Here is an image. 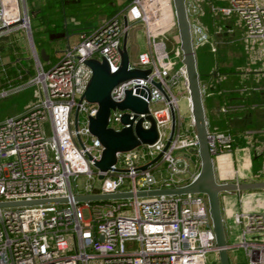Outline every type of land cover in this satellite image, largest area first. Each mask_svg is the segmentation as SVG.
<instances>
[{"label":"built area","instance_id":"obj_1","mask_svg":"<svg viewBox=\"0 0 264 264\" xmlns=\"http://www.w3.org/2000/svg\"><path fill=\"white\" fill-rule=\"evenodd\" d=\"M198 1L184 0L193 47L210 37L199 20L202 10ZM155 5L151 0H132L112 18L80 28L78 41L46 67L31 38L25 0H0V40L23 30L33 59V73L26 81L36 84L39 94L22 111L0 120V202L27 201L0 204V264H219L204 192L136 193L182 186L199 167L181 51L177 43L176 59L170 57L162 32L167 21L165 17L162 20V14L152 12ZM209 11L239 15L244 36L252 44L254 39L260 40L264 69V5L258 0H228V5L209 2ZM137 17L144 22L146 49L138 51L134 61L129 59V66L149 71L146 77L114 84L109 96L120 101L130 89L142 97L157 134L152 142L116 151L113 163L99 170L93 159L100 157L102 145L87 128V117L95 114L97 104L81 98L91 74L84 59L104 58L109 71L116 70L123 32ZM214 32H220L219 27ZM150 80L158 81L161 89ZM137 88H143L145 94L136 92ZM7 91L0 88V96ZM178 95L185 97L186 121L178 111ZM171 111L174 126L168 139ZM123 113L133 122L141 117L144 128L150 124L145 112L113 107L106 118L107 126L118 130L127 125L120 119ZM45 122L48 134L43 128ZM206 136L216 180L238 181L235 168H230L231 179L222 180L215 165L232 163L233 133L207 127ZM180 149L194 153L191 164L186 156L177 154ZM95 178L100 180L98 184ZM116 191L131 195L89 200L74 197ZM232 218L240 224L241 239L226 242V248L242 247L247 264H264V212L237 210ZM126 241L135 245H126Z\"/></svg>","mask_w":264,"mask_h":264},{"label":"rangeland","instance_id":"obj_2","mask_svg":"<svg viewBox=\"0 0 264 264\" xmlns=\"http://www.w3.org/2000/svg\"><path fill=\"white\" fill-rule=\"evenodd\" d=\"M153 1L156 3L155 8L158 7L156 12L163 15L162 20L164 21V17L166 18L165 21L167 22L163 26L164 30L162 32L165 35L164 41L169 55L174 58V47L177 46L178 36L175 19L172 16L171 0H151V3ZM258 1L264 5V0ZM209 2L215 5H228V0H199L201 10L208 11ZM25 5L28 14L35 11V0H25ZM213 14L215 19H222L224 23L230 25L232 31H226V28L221 26L219 27L220 32H214V35L193 47L196 68L199 72V84L203 89L201 94L207 127L209 130L212 127L218 129L230 128L233 133L243 128L244 130L242 129L237 133L241 136V139L236 138L240 141L235 143L236 147L234 149L235 169L238 179L251 178L252 173L257 174H253L255 176H262L264 175V69L261 67L259 57L260 40L254 39L252 44L251 39L244 36L243 22L236 12L232 11L228 15H222L215 11ZM98 23H100L99 20L82 24L73 19H65L64 31H67L68 36L65 37L64 34L63 38L53 41V54L59 56L67 46L75 44L78 41V30L80 28L97 25ZM143 28L144 22L140 17L132 20L127 27L126 48L129 59L132 61H134L138 51L146 49ZM8 35L10 38H14L16 44H20L23 49L24 54L21 61L24 66L33 68V59L23 30L19 29ZM8 35H5L3 39ZM8 40L5 41L4 45L10 43ZM213 40H216L215 50L211 51L210 46L213 44ZM10 58L9 54H5L0 58V61L6 62ZM41 61L45 63L44 60L41 59ZM213 71H215L216 78L210 76ZM248 71H253V73ZM27 78L17 80L12 86L4 87L8 91L4 96H0V120L22 111L26 105L38 99L39 94L36 84L28 83ZM218 91L221 92V102H218ZM177 105L178 111L186 121L187 107L184 95H178ZM78 118L79 120L82 119L81 113L78 114ZM225 123L227 128L224 127ZM43 128L45 133L48 134L49 126L47 122L43 123ZM241 143L245 144L246 151L238 146ZM177 154L186 156L190 164L195 158L194 153L188 149H180ZM180 163L181 161L178 162V164ZM190 168L192 169L191 165ZM224 178L229 179L228 176ZM99 181L98 178L94 180L96 184ZM239 192L241 193L239 202L237 201L236 191L231 193L220 192V203L222 205L227 204L235 210L239 208V210L247 212H264V188H248ZM224 223L226 242L233 244L239 241L241 239L240 224L235 223L231 217L226 218ZM246 237H249V234H246ZM125 243L126 245H135V242L131 241ZM227 252L231 264H247L242 247L232 246L227 249Z\"/></svg>","mask_w":264,"mask_h":264},{"label":"water","instance_id":"obj_3","mask_svg":"<svg viewBox=\"0 0 264 264\" xmlns=\"http://www.w3.org/2000/svg\"><path fill=\"white\" fill-rule=\"evenodd\" d=\"M173 14L176 24L178 44L181 51V61L184 64L187 93L189 98V111L193 120V127L196 136V151L199 158V167L194 177L186 184L178 187L154 189L148 191H137V194L159 193V192H204L207 198L208 213L211 220V227L214 234V241L217 249L219 264H230L221 208L219 204V193L223 191L243 190L248 188H263L264 179L248 181H217L214 175L211 155L207 147V121L203 106L201 88L199 85V72L196 68L194 48L191 42L189 22L187 19L184 0H171ZM123 24L127 25L126 16L123 15ZM39 58L47 60L48 53L40 48L38 51ZM120 60L118 67L114 71H109L107 62L104 58L100 60L94 57L84 59L90 69L91 74L81 94V98L86 101H94L97 104L95 114L88 116L87 128L90 133L96 136L102 145L100 157L93 159V165L99 170L107 169L115 158V152L129 149L140 142H152L156 138V128L152 117L147 113L146 101L137 94H133L130 89H126L124 97L120 101H114L109 96L110 88L121 81L131 77H146L149 69L136 68L129 66V56L126 48V30L123 32L121 44L119 47ZM154 86L161 89L158 81L150 80ZM136 92L145 94L143 88H137ZM129 108L132 111L145 112V117L150 124L144 128L141 126V117L135 122L128 118L126 113L121 115V121L127 123L118 130L107 126V115L111 108ZM77 108L73 111V128L76 129ZM174 126V114L171 111V122L168 139L171 137ZM168 140L164 148L166 147ZM160 153L152 158L155 160ZM145 167V164L140 166ZM100 176V174H99ZM129 191H116L112 193H86L75 195L78 200H89L96 198L129 196ZM46 201V200H44ZM27 201L0 202L7 203H26Z\"/></svg>","mask_w":264,"mask_h":264},{"label":"trees","instance_id":"obj_4","mask_svg":"<svg viewBox=\"0 0 264 264\" xmlns=\"http://www.w3.org/2000/svg\"><path fill=\"white\" fill-rule=\"evenodd\" d=\"M131 1L35 0V11L29 13L31 38L37 53L40 48L48 53V60L44 65L47 67L59 57L53 54V41L64 37L65 19H73L82 24L94 20L105 21L121 12ZM5 39H9L8 45H4ZM5 39L0 40V58L5 54H9L11 58L0 62V88L12 86L17 80L26 79L33 73V68L25 67L21 61L24 51L20 44H16L14 38L9 36ZM217 95L218 102H221V92L218 91ZM224 127L227 128L226 123Z\"/></svg>","mask_w":264,"mask_h":264},{"label":"crops","instance_id":"obj_5","mask_svg":"<svg viewBox=\"0 0 264 264\" xmlns=\"http://www.w3.org/2000/svg\"><path fill=\"white\" fill-rule=\"evenodd\" d=\"M117 1H120V0H117ZM157 8H155L154 10L157 11L156 10ZM154 10L152 12H154ZM199 20L203 24V26L205 27V29L207 30V33L209 34L210 37H211V35H214V28H218V27H221V26H224L225 28L230 27V25H227V23H224V21L222 19H215L214 14L212 12H210L209 10L208 11L202 10L201 14L199 15ZM99 22H101V21H99ZM129 24H131V22L128 23V26H129ZM64 32H65V37H67L68 36L67 33H66L67 31H64ZM47 60H48V58H47ZM44 61L46 62V60H44ZM248 72L249 73H253V71H248ZM258 72H260V71H258ZM210 76H214L215 77V71H213L212 74H210ZM227 129L232 132V130L230 128H227ZM242 129L240 131H242ZM240 131H238V132H240ZM238 132H236V133L234 132L235 134L232 132L233 135H234L235 143L237 141L238 142L240 141V140H238L236 138L241 139V136L239 134H237ZM261 145H263V144H261ZM238 146H240L245 151L247 150V148H246V146H245L244 143L243 144L241 143ZM235 147H236V145H235ZM231 157H232V163H227L228 166H225V165H223V163H219V162H217V164H215L216 167H217L216 168V170H217L216 172L218 174V177L220 179H222V180H229V179H231L232 174H231V172H229L230 171V168L231 167L235 168L234 150H233V154H232ZM225 160H226V158H225ZM236 173H237V171H236ZM253 174H255V173H252V177L251 178H244V179L243 178L242 179H238L237 174H236V176H237V180L238 181L259 180L260 178L261 179H264V175H262V176L261 175L260 176H255L257 174H255V175H253ZM225 176H228L229 179H225L224 178ZM234 191H236L237 201L239 202L240 199H238V196L240 195V198H241V193L239 191H237V190H233V191H229V192L228 191H223L222 193H231V192H234ZM222 198H225V197H222ZM219 204H220V208H221V215H222L223 225H224L225 224L224 222H226V218H230V217L232 218L233 213L235 211L239 210V208L235 210V209H233L231 206H229L227 204H223L222 205L220 203V198H219ZM232 220H233V218H232ZM224 229H225V225H224ZM230 264H231V262H230Z\"/></svg>","mask_w":264,"mask_h":264}]
</instances>
